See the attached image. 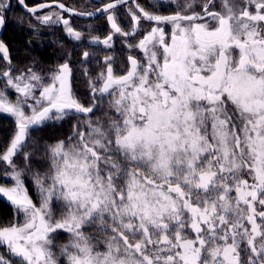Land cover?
<instances>
[{"label": "snow or ice", "instance_id": "6c2138e0", "mask_svg": "<svg viewBox=\"0 0 264 264\" xmlns=\"http://www.w3.org/2000/svg\"><path fill=\"white\" fill-rule=\"evenodd\" d=\"M126 2L85 12L60 0L32 7L18 0L41 24L62 23L76 41L84 34L63 13H106L112 31L89 42L107 48L114 34L135 38L142 20L154 23L126 45L140 50L139 59L129 54L114 70L115 57L104 58L105 69L88 81V106L73 91L68 62L14 74L0 41L8 63L0 112L16 124L0 152L13 183L0 185V195L23 217L0 227V245L16 258L0 255V264H264V0H221L219 11L215 0H172L169 15L136 4L141 15L129 8L132 25L124 31L117 8ZM10 7L0 0V26ZM44 9L52 10L36 15ZM105 101L113 115L107 123L92 119ZM72 115L86 119L64 139L45 142L48 170L32 173L37 206L14 157L35 128ZM23 154L29 161L32 153ZM61 231L68 240L57 253Z\"/></svg>", "mask_w": 264, "mask_h": 264}, {"label": "flooded vegetation", "instance_id": "af4514ba", "mask_svg": "<svg viewBox=\"0 0 264 264\" xmlns=\"http://www.w3.org/2000/svg\"><path fill=\"white\" fill-rule=\"evenodd\" d=\"M11 7L7 11L6 14V23L4 25V30L2 35L0 36V41H3L7 46L9 43V30L10 28L19 30L24 32L26 35V39L28 41H47V40H61L63 38L65 39H71L67 33L65 32L63 24H52V25H43L38 20H36L32 15L27 13L23 7H21L18 4V0H10ZM52 0H26V3L29 7L35 6L40 3H51ZM60 2L64 3L67 7L75 8L77 11H93L96 8L101 7L105 3L111 2V0H60ZM198 2V1H197ZM216 8L214 10L219 11L220 10V0H215ZM136 4H139L140 7L144 8L145 10L149 12H155L156 14L160 15H169L172 14L174 11H176L175 4L172 2V0H135V3L133 0H130L126 2L125 4L119 5L117 8V20L120 26L124 31H130L132 21L131 16L128 12L129 8H132L133 11H136L137 15H141L136 9ZM200 2L196 3L195 5H199ZM52 9H44L41 11H38L36 13L37 16H43L48 13V11H51ZM59 11L58 9H56ZM196 11H200V8L198 6L195 7ZM64 17L66 19H69L70 24L72 27H74L76 30L81 31L84 34L85 37H89V33H91L89 30H83L80 25L86 24L85 22L90 23H101L106 22L107 25L102 30L101 28H96L94 30V33H96V36H99L101 40L105 38L109 33L112 31L110 23L107 21V14L101 13L93 18H82L79 15H74L73 13L65 12L63 13ZM19 19H23L26 24L28 22L31 23V27L28 26H20L17 21ZM154 22L144 21L141 22L140 32L135 37H122L119 34L113 35L112 40V47L109 48V56L115 57V63L113 65L114 70L124 68L127 63V56L129 54L135 55V56H141L142 53L139 49H136L135 51L130 53V50L127 48V44H135L138 42L139 39H142L143 34L145 30H150V28L153 26ZM100 25V24H99ZM166 31H171V26L166 25L165 26ZM92 44V43H90ZM96 46L97 49H100L102 47H105L103 44H92ZM8 65L7 62L2 58V55H0V72H3L7 70ZM120 72V71H117ZM116 72V73H117ZM4 81L3 76H0V82ZM0 88H3V85H0ZM10 99L13 101L11 96H9ZM14 122V123H13ZM14 124V125H13ZM12 131L14 135L16 131V124L15 119L10 116V114L3 113L0 114V136L5 135L8 133V131ZM15 130V131H14ZM10 135V134H9ZM7 147V142L2 140L0 138V152H2ZM1 182V178H0ZM7 185L10 184L8 180H6ZM3 199L7 200L5 197L0 195ZM8 201V200H7ZM0 255L5 256V258L11 259L13 262L16 261V258L13 256H10L8 253L6 246L0 245Z\"/></svg>", "mask_w": 264, "mask_h": 264}, {"label": "trees", "instance_id": "16d2710c", "mask_svg": "<svg viewBox=\"0 0 264 264\" xmlns=\"http://www.w3.org/2000/svg\"><path fill=\"white\" fill-rule=\"evenodd\" d=\"M8 36V48L14 74H18V71L29 67H32L37 72L47 73L58 65L68 62L73 71L71 83L74 93L85 106L90 104L91 92L88 81L90 78L95 79L103 71V68L106 67L104 58L109 56V48L102 47L97 49L96 46L88 43L86 40L76 41L69 38H63L58 41H28L24 32L13 28H10ZM85 51L91 53V56L87 59L83 57ZM85 69H87V75H85ZM5 83L4 79V81L0 82V85L4 86ZM7 94L13 99L17 95L13 89H8ZM100 111V109L94 110V113L90 114L91 118L94 120L100 118L104 123H107L106 116L100 117ZM82 118L86 117L83 116ZM72 128L71 122H69V125L56 123L35 128L32 131V139L28 147L22 153L31 152L32 155L37 154L38 157L48 162L44 143L51 144L57 139H64L71 133ZM12 134L13 132L10 130L7 134L0 136V138L8 144L12 138Z\"/></svg>", "mask_w": 264, "mask_h": 264}, {"label": "rangeland", "instance_id": "374dc122", "mask_svg": "<svg viewBox=\"0 0 264 264\" xmlns=\"http://www.w3.org/2000/svg\"><path fill=\"white\" fill-rule=\"evenodd\" d=\"M203 3V0H194L195 4L198 2ZM221 1V0H220ZM86 24L84 25H80L82 27L83 30H89L91 33H89V37H85V39L88 43H90V37L91 36H96V33H94V31H96L99 26V28H101L102 30L105 28V26L107 25L106 22H101V23H90L88 24V22H85ZM100 24V25H99ZM96 29V30H94ZM94 30V31H93ZM107 48V47H104ZM142 56V55H141ZM141 56H136L138 59ZM105 68H103L104 70ZM121 69V68H120ZM116 74H123L122 72H117ZM107 100V98H106ZM101 110L100 112V117L102 116H106V118L109 115H113L112 111L109 109V106L107 104V102H103L100 106V108H98L97 110ZM0 114H3L2 112H0ZM11 116V115H10ZM83 116H68L66 117L64 120L61 121H49L46 125H53V124H60V125H69V122L72 123V125H74L77 121V119L83 121L86 118H82ZM93 119V118H92ZM35 133V132H34ZM14 162L15 164L21 168L24 169V181H25V187L28 189L29 195L33 198V201L37 204V206H39V195L36 189V186L32 180V173L33 172H40L41 174H43L44 172H46L48 170V162H45V160L41 159L40 157H38L37 154H34L31 156L29 161H25L24 160V154L21 152L19 153L16 157H14ZM31 165V169L32 171L29 172L28 174V165ZM7 170H10L7 166V164L3 161H0V178H1V182L0 185H5V186H11V184L13 183V181L9 178V177H5L3 175V173ZM6 180H8L10 182L9 185H7ZM56 215H59V212L57 211ZM17 219H19V221L22 223L23 222V217H17V214L15 212L14 206L7 200L3 199L0 196V227L2 226H6L8 224H11L13 222H15ZM86 231L89 232H95L96 228L95 227H91L86 229ZM68 240V234L65 232H59L58 235L54 238V244L56 245V247L54 248V251H56L58 253L59 251V246L67 243ZM7 249V247H6ZM8 251V250H7ZM10 254V253H9ZM11 256V254H10ZM61 261H63V257L60 258Z\"/></svg>", "mask_w": 264, "mask_h": 264}, {"label": "water", "instance_id": "95a60500", "mask_svg": "<svg viewBox=\"0 0 264 264\" xmlns=\"http://www.w3.org/2000/svg\"><path fill=\"white\" fill-rule=\"evenodd\" d=\"M128 1H130V0H127V2ZM102 7V6H101ZM94 11V10H93ZM101 13H103V12H99V13H96L95 15H93V16H91V17H88V16H80V17H82V18H86V19H89V18H93V17H95V16H97V15H99V14H101ZM3 30H4V25L3 26H0V36L2 35V33H3Z\"/></svg>", "mask_w": 264, "mask_h": 264}]
</instances>
